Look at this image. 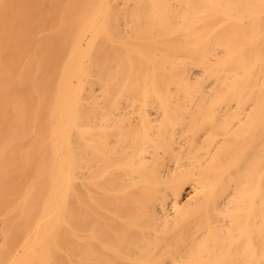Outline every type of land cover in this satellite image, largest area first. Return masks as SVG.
Masks as SVG:
<instances>
[{
	"label": "bare ground",
	"instance_id": "1",
	"mask_svg": "<svg viewBox=\"0 0 264 264\" xmlns=\"http://www.w3.org/2000/svg\"><path fill=\"white\" fill-rule=\"evenodd\" d=\"M0 264H264V0H0Z\"/></svg>",
	"mask_w": 264,
	"mask_h": 264
}]
</instances>
